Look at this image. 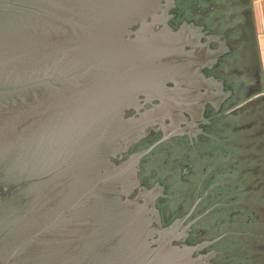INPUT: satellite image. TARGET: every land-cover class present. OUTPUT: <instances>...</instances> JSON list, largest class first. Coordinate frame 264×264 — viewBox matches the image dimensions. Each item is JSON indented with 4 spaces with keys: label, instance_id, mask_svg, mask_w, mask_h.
I'll list each match as a JSON object with an SVG mask.
<instances>
[{
    "label": "water",
    "instance_id": "water-1",
    "mask_svg": "<svg viewBox=\"0 0 264 264\" xmlns=\"http://www.w3.org/2000/svg\"><path fill=\"white\" fill-rule=\"evenodd\" d=\"M173 5L0 0V264L215 257L184 240L209 210L164 226L161 192L140 180L150 150L130 153L151 132L185 134L209 98L185 96L194 54L169 24Z\"/></svg>",
    "mask_w": 264,
    "mask_h": 264
},
{
    "label": "flooded vegetation",
    "instance_id": "flooded-vegetation-1",
    "mask_svg": "<svg viewBox=\"0 0 264 264\" xmlns=\"http://www.w3.org/2000/svg\"><path fill=\"white\" fill-rule=\"evenodd\" d=\"M247 1L174 0V5L169 10L170 26L179 32L181 39L190 43L186 50H191L194 54L193 61L191 60L192 64L187 66L188 70L185 69L184 71L185 80L182 83V88L189 89L185 96H209V98L200 111L195 110L194 125L185 134L175 135L163 141L164 133L162 131L151 132L146 138L154 137L156 139L154 143L144 150H138L139 147L135 148L137 143L130 152L135 154L150 150L140 160V180L141 185L152 190L154 194L161 191L162 196L155 199V207L159 210L163 225V209L171 202L175 203L178 209H182L193 193L196 200L188 213L175 218L170 225L176 221L181 222V218L191 217L195 212L201 210L206 201L210 203L215 201L207 210L213 208V211L226 205L219 201V197H223L225 191L228 190L230 181L227 174L230 173L231 176L232 173L222 172L224 169L222 165L228 161L231 154L228 147L235 146L230 142L228 143V138L245 131L238 124L232 123L240 120V112H231L233 108L230 107L235 106V96H253L252 93L257 86V72L251 73L252 69H247L256 64L255 33L252 28ZM191 31L201 33L200 41L191 35ZM210 41L217 43V50L211 48L213 43L209 49L208 42ZM239 120L238 123H240ZM155 147L156 149L153 150ZM187 148L197 150L195 158L198 160L219 156L220 161L214 167L215 174L211 181L212 186H209L211 189L207 188L203 191L200 188H194L193 191L191 188H187L178 194L179 196H171L168 186L170 180H178L179 184L185 186L187 184L184 181L189 180L191 182L193 180L190 159L176 158L178 163L181 161L184 163L181 172L171 173L167 178H162L157 171L153 170L152 159L160 150ZM149 171H152L151 175L148 174ZM219 177L228 178L224 179L222 183H216ZM213 186L215 188H212ZM244 192L245 190L242 191V193ZM239 214L231 217H235L234 220L237 221ZM194 225L185 237V243L189 246L212 243L213 247L217 249V244L221 242L224 235L210 241L207 239L197 241V238L193 236ZM202 233L198 235H202ZM192 239L194 243L191 241ZM216 255L221 254L216 251Z\"/></svg>",
    "mask_w": 264,
    "mask_h": 264
},
{
    "label": "rangeland",
    "instance_id": "rangeland-1",
    "mask_svg": "<svg viewBox=\"0 0 264 264\" xmlns=\"http://www.w3.org/2000/svg\"><path fill=\"white\" fill-rule=\"evenodd\" d=\"M211 43H213L212 46ZM214 43V41H211L209 47L211 46L212 49H216L217 43ZM256 82L257 86L254 92H258L259 90L264 92L263 80H260V77L257 76ZM235 97V106H231L230 108H233L231 112H240V120L238 119L240 123H238V120L232 123L238 124L245 131L228 138V143L230 142L235 146L228 147L231 153L230 158L222 165L224 168L222 172H235V175L232 177L230 173L227 174L229 175V181L233 182V185L228 187V190L223 194V201L233 200L228 203L229 210L212 215L210 219L217 220L222 215H229V217L237 216L241 211H244V214L237 221L232 222V224L229 223V227L237 229V233L240 234H234L236 238H233L231 241L222 240L217 244V249L211 243L202 248L200 253L208 254L211 250L215 253L216 251L223 252L219 256L215 254L213 259L208 260V263L212 264H264V96ZM250 97L252 98L250 99ZM155 149L156 147L153 150ZM196 151L192 148L160 150L155 154L154 159H152L153 170L157 171L162 178H167L169 174L174 172H181L184 163L182 161L178 163L175 160L176 158L184 157L190 159L194 176L193 180L191 182L189 180L184 181L187 186L179 184L178 180H170L168 186L171 196L181 194L187 188H191L193 191L194 188H200L202 185H206V189L212 186L211 181L215 174L214 167L220 161L219 156L217 158L212 157L198 160L195 158ZM226 178L228 177H219L216 183H222ZM212 188H215V186ZM238 189H243L245 192H238ZM160 197L158 195L156 198L159 199ZM207 204H203V206ZM203 206L201 207V211L195 212L200 214L196 218L207 211L208 208L204 210ZM212 209H209L203 216L211 213ZM167 211H169L168 206L163 209L164 223L168 215ZM191 217L185 219L182 223V228H185L196 219H190ZM202 217L195 220L189 226V229L191 230L192 226ZM249 218H254V222L248 224L246 221ZM219 229L220 226L213 225L211 230L212 232H218ZM188 233L189 230L185 231V234ZM228 235L223 237H227ZM191 241L194 243L193 239Z\"/></svg>",
    "mask_w": 264,
    "mask_h": 264
},
{
    "label": "trees",
    "instance_id": "trees-1",
    "mask_svg": "<svg viewBox=\"0 0 264 264\" xmlns=\"http://www.w3.org/2000/svg\"><path fill=\"white\" fill-rule=\"evenodd\" d=\"M156 141V139L154 137L149 136L148 138L142 140L140 143H138L136 147H139L138 150H144L146 148H148L152 143H154ZM134 148V149H135ZM152 171H149V175H151ZM193 175V172H192ZM235 175V172L232 171L231 173V177ZM233 185V182L229 183V187H231ZM200 189L203 191L206 189V185H202L200 187ZM243 189H238V192H242ZM215 197V196H214ZM221 202L225 203L226 205L217 208L213 211H211V213H208L207 215H205L203 218H201L195 225H194V232H193V236L197 238V241L201 240V239H207V240H214L220 236H223L225 234H229L227 237H224L222 240H227V241H231L233 238H236V236L234 235L235 233L238 232L237 229H231L229 227V223L232 224V222L236 219L235 217H229V215H222L219 219L217 220H211L210 217L212 215H216L217 213H222L225 210H229V206L228 203H230L233 199H229L226 201H223V197H219ZM196 200V196L193 193L192 196H190L189 200L186 202V204L183 206L182 209H178L176 204L174 205L172 202L168 205L169 207V211H167L168 215L166 218V222L164 223V226H168L172 223V221L175 218L178 217H182L184 215H186L190 209V207L193 205L194 201ZM208 201H206L204 204H207ZM215 203V201H213ZM213 202L205 206H203V208H205L204 210H206L207 208H210L213 205ZM203 210V209H202ZM201 211V210H199ZM244 214V211L240 212V216ZM198 215H200L199 213H194L193 216L190 219H194L196 218ZM221 215V214H220ZM239 216V217H240ZM164 220V219H163ZM248 224L254 222V218H249L246 221ZM213 225L216 226H220V229L218 232H212V228ZM232 226V225H231ZM203 232V233H202ZM199 233H202V235H198ZM221 240V241H222Z\"/></svg>",
    "mask_w": 264,
    "mask_h": 264
},
{
    "label": "crops",
    "instance_id": "crops-1",
    "mask_svg": "<svg viewBox=\"0 0 264 264\" xmlns=\"http://www.w3.org/2000/svg\"><path fill=\"white\" fill-rule=\"evenodd\" d=\"M248 9L250 11V18L252 28L255 33L256 53L255 63L249 66L252 69L251 73L257 72V76L264 83V0H248ZM257 6V7H256ZM261 82V81H260ZM253 96H264V92H253Z\"/></svg>",
    "mask_w": 264,
    "mask_h": 264
}]
</instances>
